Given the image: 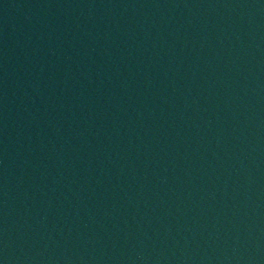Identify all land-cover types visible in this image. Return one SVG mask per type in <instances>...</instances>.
<instances>
[{
    "label": "water",
    "instance_id": "95a60500",
    "mask_svg": "<svg viewBox=\"0 0 264 264\" xmlns=\"http://www.w3.org/2000/svg\"><path fill=\"white\" fill-rule=\"evenodd\" d=\"M0 264H264V0H0Z\"/></svg>",
    "mask_w": 264,
    "mask_h": 264
}]
</instances>
